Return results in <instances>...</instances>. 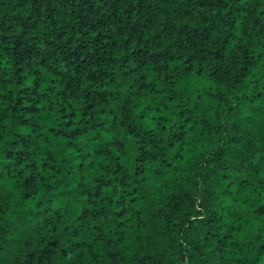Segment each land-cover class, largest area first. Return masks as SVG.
<instances>
[{
  "label": "trees",
  "instance_id": "1",
  "mask_svg": "<svg viewBox=\"0 0 264 264\" xmlns=\"http://www.w3.org/2000/svg\"><path fill=\"white\" fill-rule=\"evenodd\" d=\"M0 264H264V0H0Z\"/></svg>",
  "mask_w": 264,
  "mask_h": 264
}]
</instances>
